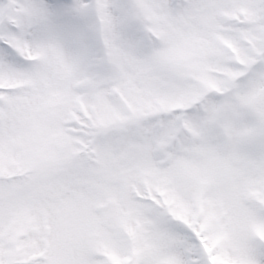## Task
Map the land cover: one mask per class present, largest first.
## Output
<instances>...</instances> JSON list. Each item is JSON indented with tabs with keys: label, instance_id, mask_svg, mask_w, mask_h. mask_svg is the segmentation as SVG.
<instances>
[{
	"label": "snow or ice",
	"instance_id": "snow-or-ice-1",
	"mask_svg": "<svg viewBox=\"0 0 264 264\" xmlns=\"http://www.w3.org/2000/svg\"><path fill=\"white\" fill-rule=\"evenodd\" d=\"M0 264H264V0H0Z\"/></svg>",
	"mask_w": 264,
	"mask_h": 264
}]
</instances>
